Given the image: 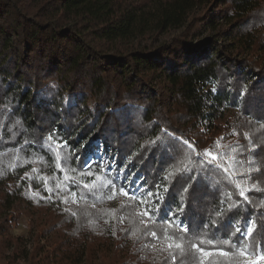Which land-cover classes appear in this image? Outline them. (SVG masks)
<instances>
[{"label":"trees","instance_id":"obj_1","mask_svg":"<svg viewBox=\"0 0 264 264\" xmlns=\"http://www.w3.org/2000/svg\"><path fill=\"white\" fill-rule=\"evenodd\" d=\"M54 131L66 147L49 152ZM177 137L196 153L239 145L260 171L235 179L262 190L247 192L248 204L223 172L196 182L176 173L201 164ZM100 150L116 158L112 175L135 174L130 186L160 185L159 213L144 215L141 201H158L135 188L117 203L123 179L94 194L78 186L111 179ZM181 201L190 234L207 225L201 240H230L232 257L204 264H251L231 247V222L254 206L264 221V0H0V264H172L164 209ZM229 202L237 207L223 211ZM24 214L28 239L11 233ZM247 244L264 251V228ZM183 264L198 262L186 254Z\"/></svg>","mask_w":264,"mask_h":264},{"label":"snow or ice","instance_id":"obj_2","mask_svg":"<svg viewBox=\"0 0 264 264\" xmlns=\"http://www.w3.org/2000/svg\"><path fill=\"white\" fill-rule=\"evenodd\" d=\"M213 92L216 91L215 87L212 89ZM243 95V92L241 93ZM17 124L20 123V121H16ZM235 134V133H234ZM245 138L248 140V153H254L257 151L258 146L256 144L252 143V140L250 136L245 133ZM56 137V141H53V137ZM179 141V138H174ZM182 143L187 149H189V156H191L193 153H195L201 160V164L198 166V168L194 171L189 165H185L182 168H177L176 173H179L181 176H189L191 177L193 182H196L198 179H202L205 175L210 174L212 172L220 171L223 172L225 175V179L229 181L230 183L234 184L239 192V196L241 199L251 204V201L248 198L247 192L251 191H261L262 189H259L256 187L255 184H253L249 188L241 187V184L237 182L235 179V173L237 170L242 169L240 171V175L244 176L246 178H250L252 173L256 172L258 173L260 171L259 167H253L252 165L256 164V161L251 158V156L248 157L247 160L239 159L238 157L241 155H244V152L240 150L239 145H235L230 149V153H221V154H214L210 150H205L203 153H196L195 149L193 148L192 144H190L188 141H179ZM217 145H219V141H217ZM45 146L47 147V150L51 152L54 148H60V147H66V142L64 144L59 143V136L56 131L53 133H50L48 137L46 138ZM99 155V154H98ZM225 156H228V159H225ZM101 160L103 159L102 156L99 157ZM59 159V157H57ZM115 157H112L113 164L108 168L107 174L111 176L110 180L102 181L100 183H97V181L101 180V177L96 176L91 183H85L82 185L83 188L87 189L90 194H94L95 191H101L105 188L112 187L115 188L116 183H120L123 179V187L121 188V192L128 196L129 191H131L132 188H135V193H139L141 196H147L149 200L155 197L156 207H148L146 211L144 212V215L148 216L149 219L152 218L153 213H159L160 207L163 204V196L161 195L160 191V185L156 184L154 185L156 191L153 193L150 189H148L142 181L144 180L143 177H141L139 180L135 182V184H132L131 187H129V183L132 179V176L135 174H131L128 177H124V168L121 167L120 171L116 173L115 175H112V173L115 170ZM95 161L89 157L85 160L84 167L85 169H88ZM230 165L231 167H229ZM247 165V166H246ZM103 171V169H102ZM88 175L91 176L92 173L88 172ZM169 175H174V173H169ZM28 177L26 176L25 179ZM69 177L65 176V180L67 181ZM165 180L168 179V177H164ZM73 183L76 182L73 180ZM243 183H247V179L243 181ZM125 189H128L127 191ZM188 189L187 187L184 189L186 192ZM165 193L168 192V187H165L163 189ZM135 193H133V198L135 197ZM73 196L76 195L75 192L72 193ZM113 195L115 193L113 192ZM227 195V194H226ZM111 198V197H109ZM67 201H65L66 203ZM144 201H141L143 203ZM185 205L183 202H180V207L177 209L175 207H165V212L167 213V216L165 217V221L169 224V226L173 227L175 229V236L173 237H167V239L170 240V242L167 244V249L169 250L170 258L172 261V264H176L177 255L181 257V264H183V257L186 254L191 255L192 259L194 261H197L198 264H204L205 258L208 257H215L220 256L223 258H230L232 257V252L225 250L226 245L230 244L229 239H223V240H217V243H213L212 240H201L199 237L203 235V231L207 230V225L204 226V230L200 229H194L193 233L190 234L189 232V226L186 221V219L183 216V210ZM237 207L235 203L229 202L227 209H224L223 211H231L233 208ZM259 207H264V204L260 205ZM257 207H253V213L248 216V218L244 221H233L231 222L232 227L234 228V232L231 233L232 236L239 235V241L235 245H231L233 249L238 250V255L240 257H244L245 259H250L252 256H256L258 260L261 261V264H264V251H260L259 253H254L250 250V246L247 244V241L252 237L253 233L256 232L260 228H264V221H261L260 224L257 223L256 219V211ZM217 215H222L221 213H217ZM261 216H264V213H261ZM212 227L217 228L218 226L214 221H212ZM152 236L155 237L156 234L152 233ZM188 237V239H185ZM179 239L181 242H175L176 239ZM205 245L209 246L213 250H206ZM154 247V246H153ZM209 264H216V261H210ZM224 264H231V261L229 259H225Z\"/></svg>","mask_w":264,"mask_h":264},{"label":"rangeland","instance_id":"obj_3","mask_svg":"<svg viewBox=\"0 0 264 264\" xmlns=\"http://www.w3.org/2000/svg\"><path fill=\"white\" fill-rule=\"evenodd\" d=\"M177 32L178 31H175L174 33H177ZM232 111H233L232 109L225 110L223 116L220 117L219 119H217L216 122L225 121L232 114ZM99 152L101 153L100 156L103 157V159L101 160V163L103 165H105L106 168H109L111 166L110 163H112V162L108 159V157H106L107 155L105 153H103L101 150ZM114 163H115V161H114ZM122 187H123V183H122ZM129 187H131V186L129 185ZM125 190L127 191L128 189H125ZM131 194L132 193L130 191H129L128 196H125L122 193V195L120 197V200L117 201V203L120 204L121 202H123V199L125 197H129V196H131ZM142 207L146 210L144 203H142ZM29 220L30 219H29V217L26 214L22 215L17 220V222H15V224H14L12 230H11L12 235L20 236L22 239H28L31 236V234L34 232L30 228ZM43 242H45V240H43ZM155 244H157V243L155 242L154 245ZM246 261L251 263V264H261V261L258 260L256 258V256H252L250 259H246ZM17 264H25V262L22 260V261L18 262Z\"/></svg>","mask_w":264,"mask_h":264},{"label":"built area","instance_id":"obj_4","mask_svg":"<svg viewBox=\"0 0 264 264\" xmlns=\"http://www.w3.org/2000/svg\"><path fill=\"white\" fill-rule=\"evenodd\" d=\"M112 163H110L111 165L113 164V160L112 159H109ZM132 195V194H131Z\"/></svg>","mask_w":264,"mask_h":264}]
</instances>
